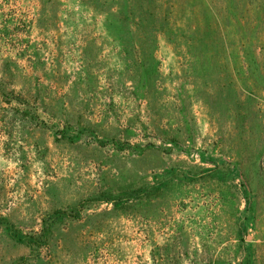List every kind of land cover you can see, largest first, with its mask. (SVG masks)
<instances>
[{"label":"rangeland","instance_id":"1","mask_svg":"<svg viewBox=\"0 0 264 264\" xmlns=\"http://www.w3.org/2000/svg\"><path fill=\"white\" fill-rule=\"evenodd\" d=\"M0 264H264V0H0Z\"/></svg>","mask_w":264,"mask_h":264}]
</instances>
